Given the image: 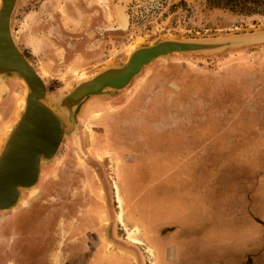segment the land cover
Segmentation results:
<instances>
[{"label": "rangeland", "instance_id": "1", "mask_svg": "<svg viewBox=\"0 0 264 264\" xmlns=\"http://www.w3.org/2000/svg\"><path fill=\"white\" fill-rule=\"evenodd\" d=\"M10 29L45 86L42 100L49 102L98 72L124 65L138 47L165 39L264 35V12L246 15L205 0H17ZM28 93L20 75L0 79V151ZM74 122L55 156L41 162L34 186L21 189L17 204L0 211V219L26 204L23 197L51 212L57 196L63 194L67 202L76 191L77 203L91 206V216L99 217L104 207L113 218L117 204L120 225L111 230L113 242L108 239L107 245L115 243L119 251L108 252L107 264H131L130 259L132 264H160L164 259H177V264H264V39L157 58L126 87L88 95ZM183 161L187 172L196 170L203 177L196 182L215 180L221 210L231 215L201 214L199 249L194 241L191 250L175 254L160 248L153 236H140L141 225L148 232L160 217L159 206L131 203L128 218L134 223L128 225L124 203L133 193L129 165L161 182L171 180V188L183 194ZM210 187L207 194L213 196ZM189 198L191 209L203 204ZM187 212L179 205L178 219L188 223ZM92 227L97 233L99 227ZM134 230L140 242L128 236ZM228 235L232 240L243 235L247 245L236 241L239 245L223 250L221 240ZM62 248L83 251L80 242Z\"/></svg>", "mask_w": 264, "mask_h": 264}, {"label": "water", "instance_id": "2", "mask_svg": "<svg viewBox=\"0 0 264 264\" xmlns=\"http://www.w3.org/2000/svg\"><path fill=\"white\" fill-rule=\"evenodd\" d=\"M17 0H0V79L10 74L20 75L28 85L29 93L20 119L3 143L0 152V211L14 207L20 190L34 186L42 161L52 159L66 134L74 129V114L88 95L107 88L126 87L144 65L171 53L216 51L225 47L264 39L261 33L214 39H165L138 47L121 66L109 67L90 79L60 95L51 106L45 105V86L29 62L15 45L11 30V15ZM146 53L136 65L132 59ZM53 98L52 100H54Z\"/></svg>", "mask_w": 264, "mask_h": 264}, {"label": "flooded vegetation", "instance_id": "3", "mask_svg": "<svg viewBox=\"0 0 264 264\" xmlns=\"http://www.w3.org/2000/svg\"><path fill=\"white\" fill-rule=\"evenodd\" d=\"M48 31L52 32L51 29H47ZM56 183L60 184L59 181ZM84 183L89 182L84 180ZM89 185L91 186L90 183ZM61 188L59 187L60 194ZM75 194L77 195L76 191L67 202L63 194L57 196L51 212H44L42 203L33 204L23 197L26 204H21L12 214L0 219V230L3 229L0 232V264H107L105 258L108 252L119 251L115 243L107 245L110 241L113 242L108 236L111 235V230L120 225L116 219L118 208L115 197L113 205L116 212L114 209L112 211L114 217L111 218L109 210L104 207L97 217L91 216V206L77 203ZM18 219H24V222L16 224L15 220ZM92 224L99 227L97 233L93 231ZM86 235L90 236V242L85 241ZM93 238L95 244L92 243ZM75 242H80L82 252L62 248L64 244ZM128 247L130 245L127 249ZM131 251L134 252L133 249ZM130 263L132 264L131 259Z\"/></svg>", "mask_w": 264, "mask_h": 264}, {"label": "crops", "instance_id": "4", "mask_svg": "<svg viewBox=\"0 0 264 264\" xmlns=\"http://www.w3.org/2000/svg\"><path fill=\"white\" fill-rule=\"evenodd\" d=\"M185 152H183V155ZM131 172L134 174V179L132 181V195L128 202H125L124 205L126 206L127 210L125 215V220L127 218L126 224L131 225L134 221L128 218V212L130 209L131 203H153L158 205V213L159 218L154 219L151 224V228L148 232L144 229V226L139 223L141 228L140 236L144 239L147 235L153 236L161 245L160 248L168 249L171 253H184L186 250H191L193 248L192 244L196 243V249L198 250L200 247V241L197 237L198 235V221L200 217L203 215L204 212L212 214L214 218L216 217H229L231 212L227 209L221 210L220 199L222 195L219 193V189L216 186L215 180H206L198 181L195 180L201 175H197L196 170L192 172H187L185 168V163L183 161V194L182 191L179 189L176 193L175 190L171 188V180H164L160 181L157 177L153 174H148L147 172L141 171V169H137L131 165L128 166ZM203 173V170L202 172ZM204 176V175H203ZM202 177V176H201ZM152 178V179H151ZM203 178V177H202ZM189 180H192L191 183ZM208 181L210 183H208ZM214 182V183H213ZM212 184V185H211ZM210 187V191L212 192L213 196L207 194V187ZM122 187V186H121ZM175 187V186H174ZM191 198L193 199V203H203L200 206H195V209H191L188 206V201ZM261 201L264 204L263 198ZM179 205L182 207V212L186 213L188 209L190 212H187V217L189 218L188 223L185 222V219H178L179 218ZM262 205V204H261ZM262 207V206H261ZM176 212V213H174ZM193 215H192V214ZM202 214V215H201ZM195 221V222H194ZM196 228V230L194 229ZM201 228V227H200ZM184 229V230H183ZM227 232H230V229H227ZM261 235H264L262 233ZM229 236V235H228ZM243 236V235H242ZM241 236V237H242ZM234 238L233 240L229 237L222 239L223 243V250L226 249L227 245L241 243V246H246V240L243 238ZM145 240V239H144ZM243 243V244H242ZM164 250V249H163ZM183 256V255H182ZM187 257V255H184ZM181 262V261H180ZM160 264H177L176 260L171 259H164L158 260ZM183 263V259H182ZM192 264V263H189ZM197 264V263H195Z\"/></svg>", "mask_w": 264, "mask_h": 264}, {"label": "trees", "instance_id": "5", "mask_svg": "<svg viewBox=\"0 0 264 264\" xmlns=\"http://www.w3.org/2000/svg\"><path fill=\"white\" fill-rule=\"evenodd\" d=\"M205 2L212 7L226 8L246 15L264 12V0H205Z\"/></svg>", "mask_w": 264, "mask_h": 264}, {"label": "bare ground", "instance_id": "6", "mask_svg": "<svg viewBox=\"0 0 264 264\" xmlns=\"http://www.w3.org/2000/svg\"><path fill=\"white\" fill-rule=\"evenodd\" d=\"M121 19H123V17H121ZM144 55H146V53H139V54H137L136 56H134L133 57V59H132V65L134 66V65H136V63H137V61L138 60H140V58L141 57H143ZM144 58V57H143ZM24 80V79H23ZM24 82H25V80H24ZM26 83V82H25ZM26 85H27V83H26ZM27 87H28V85H27ZM46 100V99H45ZM45 100H43V102H44V104L46 105L47 104V106H50L52 103H53V101H56L57 100V98H55L54 100H52V98H50L49 99V102L47 101H45ZM25 103H26V99H25ZM25 103H24V105H23V108H24V106H25ZM52 109V108H51ZM22 111H23V109H22ZM21 114H22V112H21ZM21 116V115H20ZM20 118V117H19ZM1 152V151H0ZM32 188V187H31ZM30 188V189H31ZM116 198H117V201H118V206L120 207V213H119V218H120V220L122 221V219H121V214H122V210H121V208H122V202H121V199H120V197H119V191H118V188L116 187ZM137 230H134V233L133 232H128V236L131 238V239H133V240H135V241H138V242H140V240L137 238V232H136ZM149 251L151 252V253H153V250H152V248H149Z\"/></svg>", "mask_w": 264, "mask_h": 264}]
</instances>
